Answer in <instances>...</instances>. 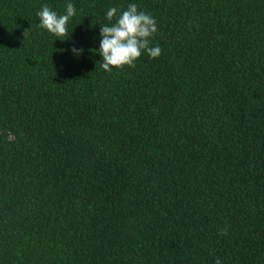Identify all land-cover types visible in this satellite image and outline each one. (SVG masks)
<instances>
[{
	"label": "trees",
	"instance_id": "obj_1",
	"mask_svg": "<svg viewBox=\"0 0 264 264\" xmlns=\"http://www.w3.org/2000/svg\"><path fill=\"white\" fill-rule=\"evenodd\" d=\"M66 2L0 0V264H264V0H131L160 53L109 71L130 0Z\"/></svg>",
	"mask_w": 264,
	"mask_h": 264
},
{
	"label": "clouds",
	"instance_id": "obj_2",
	"mask_svg": "<svg viewBox=\"0 0 264 264\" xmlns=\"http://www.w3.org/2000/svg\"><path fill=\"white\" fill-rule=\"evenodd\" d=\"M75 15L76 8L71 0L65 3L63 13L58 14L47 4H42L36 12L39 26L55 38L68 33V23ZM104 16L110 23L99 24L96 48L102 69L109 71L112 67L134 66V61L142 52L149 58L159 55V44L151 39L157 32V25L150 12L138 9L137 4L130 0L119 12L116 6L108 7ZM67 51L74 57H79L84 50L71 46ZM220 232L224 234L226 228L220 229Z\"/></svg>",
	"mask_w": 264,
	"mask_h": 264
}]
</instances>
